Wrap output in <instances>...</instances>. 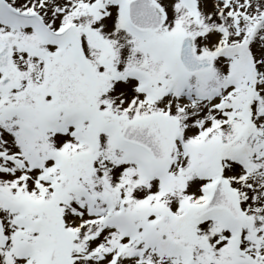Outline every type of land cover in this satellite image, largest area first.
I'll list each match as a JSON object with an SVG mask.
<instances>
[{
  "label": "snow or ice",
  "instance_id": "1",
  "mask_svg": "<svg viewBox=\"0 0 264 264\" xmlns=\"http://www.w3.org/2000/svg\"><path fill=\"white\" fill-rule=\"evenodd\" d=\"M0 264H264V0H0Z\"/></svg>",
  "mask_w": 264,
  "mask_h": 264
}]
</instances>
